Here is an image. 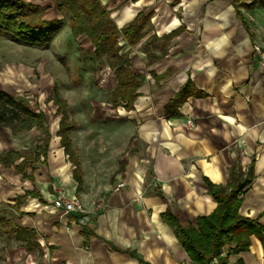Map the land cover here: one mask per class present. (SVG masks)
Wrapping results in <instances>:
<instances>
[{
	"label": "crops",
	"instance_id": "0c3cea01",
	"mask_svg": "<svg viewBox=\"0 0 264 264\" xmlns=\"http://www.w3.org/2000/svg\"><path fill=\"white\" fill-rule=\"evenodd\" d=\"M26 1L44 10L43 20L65 22L56 10L57 0ZM104 2L118 28L140 12L150 15L152 31L139 42L129 45L123 36L119 38L121 51L130 58L134 52L133 59L138 55L130 60L132 71L143 76L138 96L131 108L121 99L115 105V73L111 104L96 99L84 101L86 105L79 102L82 109L69 119L66 102L64 113L72 123L69 137L80 180L57 136L62 112L53 101L52 122L41 106L33 107L30 101L32 111L45 114L44 128L13 134L0 126V154L20 153L10 166L0 163V236L20 244L29 255L26 264H34L37 254L41 259L37 264H139L138 258L150 264H189L172 230L162 222L167 205L157 189L195 222L217 207L204 177L226 185L232 167L243 175L251 167L252 180L240 195L239 214L257 219L264 228V67L253 51L254 44L264 47V11L242 7L238 15L230 0H182L173 7L171 0ZM248 9L254 10L255 21L243 16ZM176 30L164 54L150 63V56L161 53L159 48L150 49L151 36L160 38ZM78 37L71 33L72 42ZM80 37L93 53L90 39L85 34ZM96 74L92 71L89 81L93 83ZM187 82L189 96L172 111L176 91ZM56 91L65 101L58 87ZM90 104L93 112L87 110ZM46 132L45 146L40 141ZM107 139L115 147L102 156L106 150L101 144ZM24 158L29 163L22 175L16 165ZM119 182L124 187L115 190ZM73 198L83 212L65 214L58 208L59 199ZM4 224L35 231L32 241L37 246L26 249L15 233L2 232ZM250 239L249 248L230 255L227 264L239 260L264 264V230L261 238Z\"/></svg>",
	"mask_w": 264,
	"mask_h": 264
},
{
	"label": "trees",
	"instance_id": "16d2710c",
	"mask_svg": "<svg viewBox=\"0 0 264 264\" xmlns=\"http://www.w3.org/2000/svg\"><path fill=\"white\" fill-rule=\"evenodd\" d=\"M230 1L238 15L242 7L252 8L257 4L264 7V0ZM56 10L60 15L69 17L68 23L73 38L85 34L92 42L94 51L85 57L92 62L96 59L97 62L92 65V71L97 73L105 65L116 73L117 85L112 93V102L116 105L118 99H121L126 102L127 108H131L138 96L136 90L141 86L143 76L132 71L128 53H120L122 47L118 44L119 37L123 36L129 45L136 44L152 31L150 17L140 12L127 25L118 28L99 0H58ZM41 11L40 6L26 0H0V36H6L21 46L46 48L49 38L57 32L59 21L41 20L39 18ZM177 34L178 30L160 38L156 35L151 36L150 49L159 48L161 53L150 56L148 59L150 63L164 54L170 40ZM149 47L146 46V51L150 50ZM189 90L191 86L187 82L176 91L170 103L172 111H176V108L189 96ZM48 99L53 101L59 112H62L57 136L65 153L75 165L74 175L77 180H80L77 157L74 155L69 137L72 123L68 121L64 113L66 103L59 97L55 86ZM29 105L30 99L24 95L12 96L8 92L0 91V126L10 128L13 134L34 127L44 128L47 122L45 114L41 111H32ZM48 140L49 134L46 132L40 142L46 146ZM19 156V152L2 153L0 163L10 166ZM28 163L29 161L24 158L20 164L16 165L22 175L25 170L23 167H26ZM251 180V167L245 175L240 169L232 167L226 185L214 184L204 177L207 193L215 200L217 207L211 214L199 217L195 222L187 220L183 212L171 205L163 191L157 189V195L167 205L165 212L161 214L162 222L172 230L185 251L189 264H227L230 255L249 248L252 235L261 238L264 228L257 219L246 218L239 214L240 195ZM7 224L3 225L4 230L1 228L4 234L15 233L16 240L25 242L28 250L37 246L32 241L36 236L35 231L15 228L13 225L10 227V224L9 226ZM138 261L139 264H150L140 258ZM236 264L242 263L239 260Z\"/></svg>",
	"mask_w": 264,
	"mask_h": 264
},
{
	"label": "rangeland",
	"instance_id": "374dc122",
	"mask_svg": "<svg viewBox=\"0 0 264 264\" xmlns=\"http://www.w3.org/2000/svg\"><path fill=\"white\" fill-rule=\"evenodd\" d=\"M104 1L99 0L101 6L110 15V11L104 6ZM181 1L171 0L169 5L173 7ZM245 1L249 2L250 0ZM254 7L264 11L258 4ZM248 10L244 12L243 16L249 22L255 21L257 16H254V10ZM43 15L44 10L39 15L41 20H43ZM177 15L181 17V13L178 12ZM63 20L65 22L60 23L57 32L49 38V43L45 49L21 46L12 42L6 36H0V90H6L12 95L26 96L30 99L33 107L39 105L45 110L51 122L54 113L51 112L50 107V101L52 100L48 98L50 96L49 93H51L50 90L54 86L58 87V91L63 97L65 96V103L67 102L68 104L67 113L69 114V119H71L84 101L90 102L91 100L94 102L96 99V101L101 103L111 104L110 89L113 88L116 82L114 70L105 65L97 72L94 78L95 81L93 83L89 81L92 74V65L96 64L97 61L95 59L92 62L85 58L88 53H92L89 51V46H86L84 38L80 36L75 42H72L68 23L69 17L64 16ZM66 23L68 24L67 27H65ZM118 44L121 46L120 42ZM120 53L127 52L120 50ZM133 53L131 54L132 59L134 57ZM128 56L130 55L128 54ZM137 59L138 55L133 60ZM95 86L97 90L94 88ZM82 87L85 88L82 89ZM74 88L78 90H74ZM77 91L79 94H76ZM93 91H97V94L93 95ZM92 105L88 106V111H92ZM77 112L80 111H76V114ZM92 112H90V115H92ZM86 117L90 121L93 120V117L88 115ZM109 133V131L106 133L108 134L107 137ZM101 147L102 150H106L102 152V156H107L109 152L111 153L114 150L115 142L107 139V142L102 143ZM93 150L96 151L94 148ZM5 217L8 218V215H5ZM35 256L34 264L40 263L39 255ZM28 260L29 255L21 249L18 242L10 237L0 236V264H26Z\"/></svg>",
	"mask_w": 264,
	"mask_h": 264
},
{
	"label": "built area",
	"instance_id": "2783aa9c",
	"mask_svg": "<svg viewBox=\"0 0 264 264\" xmlns=\"http://www.w3.org/2000/svg\"><path fill=\"white\" fill-rule=\"evenodd\" d=\"M253 51H254V56L255 60L258 63L260 67H264V47H261L257 44L253 45ZM192 121L188 120L187 125L192 126ZM124 187L123 182H119L115 190H119ZM58 208H61L65 214L68 213H75V212H83V207L80 204V202L73 198L67 201L59 199V202L57 203Z\"/></svg>",
	"mask_w": 264,
	"mask_h": 264
}]
</instances>
